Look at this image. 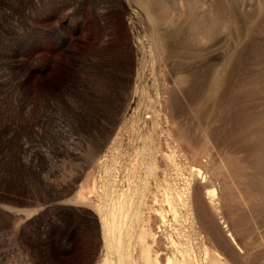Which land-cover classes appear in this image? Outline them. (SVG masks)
I'll return each mask as SVG.
<instances>
[{"label": "rangeland", "instance_id": "obj_1", "mask_svg": "<svg viewBox=\"0 0 264 264\" xmlns=\"http://www.w3.org/2000/svg\"><path fill=\"white\" fill-rule=\"evenodd\" d=\"M139 132L160 261L264 264V0H0V264H99Z\"/></svg>", "mask_w": 264, "mask_h": 264}, {"label": "bare ground", "instance_id": "obj_2", "mask_svg": "<svg viewBox=\"0 0 264 264\" xmlns=\"http://www.w3.org/2000/svg\"><path fill=\"white\" fill-rule=\"evenodd\" d=\"M177 99H178V97H177ZM179 103H180V101H179ZM147 111H149V110H147ZM146 114L147 113H145V115ZM144 119H146V117ZM133 129H134V127H133ZM136 129L137 128H135V130ZM139 130H141V129H139ZM133 138H134V140H136L137 143L138 142L139 143H138L137 146H133L132 147V154H130V158L131 159L128 157L129 158V160H128L129 164L124 166V169L126 171L125 172L126 173L125 174L126 175L125 176L126 177V181L125 182L127 184L125 185V187H122L119 190H116V188H115L116 191L113 190L115 192V194L112 196L113 198H110L111 202H109L110 204H108L107 208H105V209L103 207V204H101V198L98 195L99 198L97 200L96 208H97V211L99 213L100 222H101V226H102L103 233H104V243H105V255H104V258L102 259V261L99 264H188L189 263V262L187 263L188 259H186L187 261L184 260V259H181V258L177 259L176 257L172 256L171 254H170L171 256H167L165 258L164 262H161L160 261V254L158 253V250L155 249L154 246H153V244L155 242V237L157 235V234H155L153 229H151L150 227H146V225H138L139 230H138V227H137L138 231H135L136 233H134V231H133V228L134 229L136 228V226H135L136 224H134V223L138 220V217H139V214H138L139 210H137L138 209L137 207L140 206V205L137 206L136 203L139 202L138 204L142 203L144 205L143 196H144V193H146L144 191L147 188V183H149L148 179L155 175V167H156L155 162H154L156 160L155 159V150L146 147V144L152 139L151 138V134H143V135H141V133L139 132L138 137L135 135ZM133 143H135V141ZM150 143L153 144L152 141H150ZM127 153H129V152H127ZM127 156L128 155L126 154V156H123V158L127 157ZM117 162H115V163H117ZM118 164L121 165V163H118ZM118 164L117 165L115 164L116 166H114V167L112 166L113 169L111 168L112 169L111 171H114L113 175H115V174L117 175L119 169L121 168V166L119 167ZM164 172H165V170H164ZM196 173H198V172H196ZM120 174H123V173H120ZM163 176H164V174H163ZM177 178H178V176H177ZM115 181L112 180L110 182V185H111L112 189H113V186L114 187L117 186V185H115ZM117 181H118V183H120L119 182L120 180H117ZM167 184H169V183H167ZM98 185H100V184H98ZM98 185L96 184L95 181H93L92 184H90L89 186H87V184H82L80 186V189H79L78 193H77V197L79 199L85 200V199L90 198V196H92L94 194L97 195L98 194L97 191L102 190L100 188L97 189ZM171 186H172V184H171ZM161 188H162V186H161ZM175 189H177V188H175ZM187 189H189V188H187ZM138 193L142 196V198L141 199L139 198V200L137 202L135 197H136V195ZM173 194H175V193H173ZM207 194L210 196L211 199L214 198L216 196V189L214 187L208 188ZM107 196H108V194H107ZM106 198L107 197H105V199ZM177 198L181 200L180 196H177ZM178 199H177V201H178ZM164 200L168 203L169 208L172 205V201L175 200V198L173 200V197H172V195L170 193V190H168V189L164 193ZM105 202H106V200H105ZM184 202H186V201H184ZM175 206H174V209H175ZM177 209H179V208H177ZM141 214L143 215V213H141ZM178 217H179V215H178ZM137 223L140 224L141 222H137ZM148 237L150 238V241L147 240ZM133 238H135V240ZM186 247H188V245H186ZM138 251H139V257H136L135 253L138 252ZM211 254H212V252H211ZM189 261H191V260H189ZM190 264H191V262H190ZM209 264H221V263H220V260L218 258H214V259H212V261Z\"/></svg>", "mask_w": 264, "mask_h": 264}, {"label": "flooded vegetation", "instance_id": "obj_3", "mask_svg": "<svg viewBox=\"0 0 264 264\" xmlns=\"http://www.w3.org/2000/svg\"><path fill=\"white\" fill-rule=\"evenodd\" d=\"M90 59L94 61L93 57L90 58L88 55H83V56H80L77 63L81 67L84 64V62L89 61Z\"/></svg>", "mask_w": 264, "mask_h": 264}]
</instances>
